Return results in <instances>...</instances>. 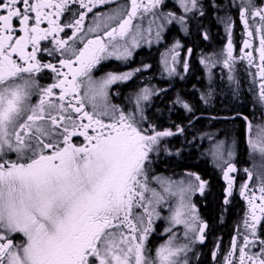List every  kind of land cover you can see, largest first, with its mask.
I'll use <instances>...</instances> for the list:
<instances>
[{
	"label": "snow or ice",
	"instance_id": "6c2138e0",
	"mask_svg": "<svg viewBox=\"0 0 264 264\" xmlns=\"http://www.w3.org/2000/svg\"><path fill=\"white\" fill-rule=\"evenodd\" d=\"M176 2L183 10L179 15L162 10L168 7L166 0H0V264H190L189 253L196 255L192 245L205 242L209 224L190 197L197 191L205 195L208 182L194 173L187 174L193 177L187 182L154 174L153 154L167 151L162 147L165 138L183 135L185 128L173 124L158 129L147 119L141 101L159 94L153 89L136 95L133 111L110 103L109 87L141 69L107 73L100 80L92 76L104 59L115 55L127 60L153 26L157 41L169 24L191 34L198 17L235 6L247 37L239 56L234 55L232 17H218L228 33L222 63L230 73L231 95L240 98L242 84L234 73L237 62L246 61L247 68L256 69L250 73L253 85L258 84L254 98L264 107V0H240L239 5L233 0ZM101 6L110 7L93 11ZM89 13L92 22L86 25ZM203 38H208L206 32ZM180 47L176 42L163 58L169 76L177 75ZM183 69L188 70L186 61ZM48 73L52 83L41 85ZM213 92L210 87L202 101L209 103ZM172 104L191 114L189 124L199 119L179 94ZM261 115L258 124L239 111L210 117L223 123L242 120L246 151L260 160L251 188L253 171L243 169L246 182L239 194L247 210L242 243L238 246L233 237L224 264H234V257L235 264H264ZM217 135H209V153L221 167L223 204L228 205L238 141L233 137L229 144ZM165 194L177 202L166 229L170 235L153 254L149 237ZM177 225H183L186 243L175 242Z\"/></svg>",
	"mask_w": 264,
	"mask_h": 264
},
{
	"label": "flooded vegetation",
	"instance_id": "af4514ba",
	"mask_svg": "<svg viewBox=\"0 0 264 264\" xmlns=\"http://www.w3.org/2000/svg\"><path fill=\"white\" fill-rule=\"evenodd\" d=\"M119 2L124 3L125 0H119ZM166 3L168 7L162 9L163 11L177 15L182 13L183 10L179 8L176 0H166ZM224 3L227 4L228 0H224ZM233 3L239 5L240 0H233ZM256 3L260 4L261 0H256ZM108 7L110 6H101L93 11L106 12ZM92 15V13L88 14L86 25L92 22ZM226 15L231 16L233 20L234 55L239 56L243 39L247 37L239 20L238 8L233 6L227 11L221 9L210 16L198 17L199 24L191 28V34L181 30L179 24H169L164 29L162 39L157 41L156 29L153 26L152 34L149 36L145 33L140 46L131 48V55L127 60H118L113 55L102 60L92 72L93 78L100 80L107 73L122 74L141 69L140 72H135L130 80L117 82L109 87L110 103L127 111H133L136 95L144 88L153 89L159 94H153L148 101H141L147 119L158 129L170 128L173 124H179L185 128L183 135L165 138L162 147L167 151L153 154L156 156L153 167L154 174L163 178L187 182L193 179L187 174L194 173L208 182L209 186L205 189V195L202 196L197 191L190 197L200 217L209 224L205 242L203 244L196 242L192 245L196 255L189 253L190 264H224V257L231 248L233 237L237 238L238 246L242 243L243 218L247 210V202L239 194L240 185L246 182L243 169L249 168L253 171L250 188L256 184V175L259 172V157L250 158L243 143V121L237 119L234 122L223 123L210 119L217 115H235L239 111L249 116L254 124H258L262 122L261 114L264 112V107L254 98L258 93V84L253 85L250 73H254L256 69L247 68L246 61H238L234 73L242 84L240 98L236 100L231 95L227 79L230 73L222 63L228 33L225 24L218 19ZM144 26L147 27V24L145 23ZM205 32L207 39L203 38ZM149 40L151 43H148ZM176 42L181 45L177 49L180 55L174 65L177 75L169 76L164 70L162 61ZM256 43L258 44V41ZM189 48L192 49L191 54L187 52ZM185 61L188 64L187 71L183 69ZM169 63L171 64L170 56ZM145 65L148 67L145 68ZM50 76L51 74L48 73L41 79V85L52 83ZM210 87L214 92L210 102L206 104L201 96L207 93ZM177 94L194 107L195 116L199 119H193L189 124L188 117L191 114L179 105L173 106L172 101ZM35 99L34 96L33 100ZM209 135H217V139H226L229 144L233 137L238 141L233 157V163L237 167V172L232 173L235 177V186L233 196L230 198L231 203L228 205L223 204V190L226 188V182L223 179L221 167L209 153L212 147ZM153 186L157 187L158 191H162L159 185L154 183ZM176 202L175 197L166 195L165 202L157 207L160 217L154 218V231L149 237V246L153 254L155 248L165 243L170 235L166 229L170 226L171 209L175 207ZM184 231L183 225L173 228L177 236L176 243L187 242ZM191 236L190 233L189 238ZM213 253L216 254L215 258ZM233 259L235 264V257Z\"/></svg>",
	"mask_w": 264,
	"mask_h": 264
},
{
	"label": "trees",
	"instance_id": "16d2710c",
	"mask_svg": "<svg viewBox=\"0 0 264 264\" xmlns=\"http://www.w3.org/2000/svg\"><path fill=\"white\" fill-rule=\"evenodd\" d=\"M171 163H174V162H171ZM209 210V209H208Z\"/></svg>",
	"mask_w": 264,
	"mask_h": 264
},
{
	"label": "rangeland",
	"instance_id": "374dc122",
	"mask_svg": "<svg viewBox=\"0 0 264 264\" xmlns=\"http://www.w3.org/2000/svg\"><path fill=\"white\" fill-rule=\"evenodd\" d=\"M177 200V198H175Z\"/></svg>",
	"mask_w": 264,
	"mask_h": 264
}]
</instances>
